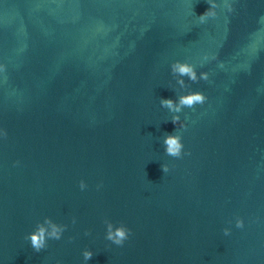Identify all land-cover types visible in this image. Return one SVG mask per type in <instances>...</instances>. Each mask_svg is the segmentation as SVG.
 I'll return each instance as SVG.
<instances>
[{"label": "water", "instance_id": "95a60500", "mask_svg": "<svg viewBox=\"0 0 264 264\" xmlns=\"http://www.w3.org/2000/svg\"><path fill=\"white\" fill-rule=\"evenodd\" d=\"M214 2L0 0V264H264V0Z\"/></svg>", "mask_w": 264, "mask_h": 264}, {"label": "clouds", "instance_id": "9594fccd", "mask_svg": "<svg viewBox=\"0 0 264 264\" xmlns=\"http://www.w3.org/2000/svg\"><path fill=\"white\" fill-rule=\"evenodd\" d=\"M207 3L209 4V8L202 15L198 16L201 23H203L206 18L215 16L214 9L217 7L216 3L214 2V0H207ZM170 69L171 72L176 74L177 76L179 77L186 76L192 82H196L198 79L200 80L208 79V74L206 72H201L198 77L194 67L187 62L175 61L170 65ZM177 83L180 84L181 87L184 86V81L182 79L178 80ZM205 99L206 97L202 93L198 91H190L187 94L179 95L176 101H173L172 99H161L160 105L162 107L167 108L171 113H180L182 108L184 107L192 108L197 104H203ZM171 122L176 126L177 124H179L181 128L184 127V125L180 123L179 115H172ZM163 144L166 155L174 158L181 157L183 144L181 142L180 135L166 134L163 138ZM161 170L163 173H167L169 171L168 166L166 164L161 165ZM45 223L49 224L50 230L46 229L43 225H39L34 231L29 233L25 237V239L30 241V245L32 249L36 252H40L42 249L46 247V240L48 239L59 240L63 232V228H61L57 224L51 223L48 220H46ZM235 226L237 228H242L243 221L240 218H237L235 221ZM108 229L109 230L107 232L106 239L118 246L122 245L123 242L128 238V234L130 231L129 229L123 226L117 227L113 230L112 226L108 225ZM223 231L225 235L229 234V229L225 228ZM92 255L93 253L91 251L83 252L84 260L90 259Z\"/></svg>", "mask_w": 264, "mask_h": 264}]
</instances>
